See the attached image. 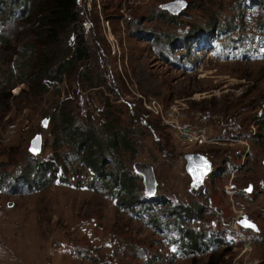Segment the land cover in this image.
<instances>
[{"label":"rangeland","instance_id":"obj_1","mask_svg":"<svg viewBox=\"0 0 264 264\" xmlns=\"http://www.w3.org/2000/svg\"><path fill=\"white\" fill-rule=\"evenodd\" d=\"M0 1L5 4L0 14V264H147L146 256L154 253L160 254L158 264H264V128L253 124L264 114V27L259 26L264 10L257 0H184L179 13L162 6L173 0H79L90 66L100 85L83 90L75 74L57 83L61 95L53 94L56 85L28 99L26 83L16 81L28 27L11 17L8 0ZM228 25L233 42L219 35L216 54L201 31L216 33ZM60 99L75 125L93 124L103 138L112 134L101 124L108 99L112 116L125 119L119 127L128 130L133 144L120 156L107 148L102 168L117 171L119 162L136 175L134 193L141 200L166 198L157 205L159 214L170 206L203 205L199 217L186 219L181 228L202 235L226 229L236 241L185 256L178 227L154 231L147 213L133 215L119 201L123 193L128 196L123 189L116 196L112 186H95L94 172L79 165L74 146L55 123ZM137 108L147 110L163 133L134 115ZM37 132L41 150L31 154ZM194 132L221 133L222 140L196 139ZM55 134L62 139L53 145ZM201 150L211 155V171L192 186L182 155ZM175 151L181 153L176 159ZM52 156L64 160L61 177L68 183L55 179L36 190L9 184L23 171L31 173L34 160ZM238 216L254 222L256 230L235 225ZM121 235L139 249L122 263L128 242ZM168 236L175 237V257ZM93 254L96 261L89 259Z\"/></svg>","mask_w":264,"mask_h":264},{"label":"trees","instance_id":"obj_2","mask_svg":"<svg viewBox=\"0 0 264 264\" xmlns=\"http://www.w3.org/2000/svg\"><path fill=\"white\" fill-rule=\"evenodd\" d=\"M256 2L264 10V0H257ZM6 4H9V13H11V17L18 16L21 18L23 22H26L28 27L27 30L29 31L27 39L23 41L25 42L24 48L16 60L19 69L16 81L19 83H26L25 98L28 99L31 95V97L38 96L39 94L42 95V93L49 90V86H56L58 82L66 77L68 80H71L72 76L75 74L80 78L79 83L83 90L91 92L100 85L98 80L96 81L94 67L90 66L91 58L89 56L90 53H88L90 49L83 30L84 27L82 24V12L80 11L79 0H8V3L6 2ZM4 5L5 4L0 1V14H4ZM82 6L84 7V5ZM84 9L85 8H83V10ZM259 26L264 27V18H261ZM232 29L233 28H230L229 25L222 26L216 34H212V36L219 37V35L225 34V39H228L231 44L233 42V38L230 36ZM207 32L208 34L213 33L203 29L201 31L202 38L207 39ZM65 38H68V41L72 43L67 44V41L64 40ZM211 41V45L215 48L216 40H214V37ZM189 44L190 43L187 45ZM218 50L219 49L215 48V53H218ZM80 61L83 62L86 67L84 70L79 68L78 63ZM117 89L119 90L118 87ZM55 93L61 95L59 86L57 89H54L53 94ZM91 98L93 99L94 96H91ZM104 98L105 97L102 95L99 96V99H102L100 101L103 103ZM54 100L55 97H53V101ZM106 100V108L101 110V114L104 116L101 124L103 129L112 133L108 138L100 136L96 132V128L93 124H89L86 128H79V126L75 125L74 114L66 109L64 105L65 102H63L64 100L60 99L61 102L55 104L56 111L54 114L55 119H57L55 123L59 126L60 131L65 134V137L67 138L66 141L74 146V153L78 154L77 161L80 162L79 165L86 166L94 172L93 182L95 186L98 184L97 187L103 186L107 189V185L112 186V189H109V191H115L116 196H119L118 194H120V191L122 192L123 189L128 196H125V193H123L122 198L118 197L120 199L119 201H123V204L128 208L127 210L129 212L132 211L133 215L147 213L154 231L157 230L163 232L165 229L172 230L174 226L178 227L177 232L179 233L178 237L180 240L178 246L181 248L182 254L185 256L190 254L193 255L195 252L208 253L209 245L213 246L211 251L219 249L221 246H227L228 243L222 236V231L213 230L210 234H207V231H205V234L202 235L198 230H193L192 228H189V226L181 228V224H183L186 219L199 217L203 205L194 202L189 205L182 204L175 205L174 207L170 206L159 214L157 205L159 203L160 205H164L166 203V198L160 197L159 202H155L153 199L146 202L141 200L134 193L136 175L130 174L128 170L123 169V166H121L119 162H117L115 166L117 171L112 172L102 168L105 155L108 153L106 152L107 148L110 149V152L117 153V155L120 156V151L130 150L131 145L133 144L130 141L128 130H123L121 129L122 127H119V125L124 123L123 120L125 119L119 114L112 116V110L109 111V101L108 99ZM146 111L143 110V108H137V111L133 114H141L142 117L140 116V118L145 124H154L158 135L159 133H163L162 125L159 122L158 124L154 118L153 121H151L152 115L150 116V114H148L149 112L147 111V113ZM88 113L89 112H87V114ZM144 114L148 115L143 117ZM87 116L90 117V115ZM256 119L258 122L254 121L253 124H258L260 128H264V114L257 115ZM253 131L254 136L259 135V127ZM160 137H162L161 134ZM60 139H62L60 134H55L53 145H56ZM202 152L209 157L211 156L207 151ZM177 153L179 152L175 151V158ZM34 161V168H32L31 173L30 171H23L21 176H14L9 184L14 187L25 185L28 190H36L42 188L47 182L55 179L68 183L69 180L67 178L61 177L63 174L61 165H65L63 163L64 160L62 161L60 158L57 160V157L52 156L46 160L36 159ZM30 174L33 176L35 175L36 177L31 178L29 176ZM89 186L92 187V184H89ZM169 215H174L175 218L172 220L165 219L166 217L168 218ZM119 229L124 230L123 226ZM121 236L123 240L128 242V244L125 245L127 248L122 250L120 256L122 263L123 261L125 262V257L131 259L134 251L139 249L136 248L135 240L131 241L124 237L125 235ZM168 240L173 247L171 256L175 257V248H178L175 237L168 236ZM87 250L93 249L88 246ZM115 253L119 256L117 249ZM95 256L96 255L93 254L89 259L96 261ZM159 258L160 254L158 253H154L151 256L149 254V256H146L145 263L158 264L159 262L157 261Z\"/></svg>","mask_w":264,"mask_h":264},{"label":"water","instance_id":"obj_3","mask_svg":"<svg viewBox=\"0 0 264 264\" xmlns=\"http://www.w3.org/2000/svg\"><path fill=\"white\" fill-rule=\"evenodd\" d=\"M185 3L186 2H184V0H173V1L165 2L164 4H162V6L168 8V10L171 13L172 12L179 13L180 9L183 6H185ZM45 119L46 118H43V121H45ZM40 150H41V135L40 133L37 132L30 141L29 151L31 152V154H37ZM184 157L186 159L185 170L190 176L191 184L196 186L204 180L205 176L210 171L211 163L201 152H196V153L186 152L184 154ZM205 161L207 162L206 168L204 167ZM245 221L247 223L254 225V227L251 228L254 229L256 228L255 223L245 217H241L239 223L245 226V224L243 223Z\"/></svg>","mask_w":264,"mask_h":264},{"label":"built area","instance_id":"obj_4","mask_svg":"<svg viewBox=\"0 0 264 264\" xmlns=\"http://www.w3.org/2000/svg\"><path fill=\"white\" fill-rule=\"evenodd\" d=\"M192 136H196L195 138L197 139V138H200V139H204V140H208V141H213V140H219L220 139V137H217V136H206L205 134H204V132H194L193 134H192ZM234 237V236H233ZM241 237H243V238H241ZM247 236L244 234V233H242L241 235H240V239L241 240H243V241H247V238H246ZM248 239H253V238H249L248 237Z\"/></svg>","mask_w":264,"mask_h":264},{"label":"flooded vegetation","instance_id":"obj_5","mask_svg":"<svg viewBox=\"0 0 264 264\" xmlns=\"http://www.w3.org/2000/svg\"><path fill=\"white\" fill-rule=\"evenodd\" d=\"M220 135H221V133H219ZM219 134H217L216 136L217 137H220V135ZM219 140H222L221 139V137H220V139ZM219 140H213V142H218ZM201 151H207V150H201ZM209 153V152H208ZM181 154H179V153H177L176 154V158H178L179 156H180ZM183 156V159H185V157H184V154L182 155ZM175 158V159H176ZM226 160V158L224 159V161ZM185 161H186V159H185ZM146 167L148 166V165H145ZM184 167H185V164H184ZM149 175H150V177L152 176V173H151V171L149 172ZM143 176H144V178H146V176L143 174ZM149 180H151V178L149 179ZM148 180V181H149ZM151 186V188L153 187L152 185H150Z\"/></svg>","mask_w":264,"mask_h":264},{"label":"snow or ice","instance_id":"obj_6","mask_svg":"<svg viewBox=\"0 0 264 264\" xmlns=\"http://www.w3.org/2000/svg\"><path fill=\"white\" fill-rule=\"evenodd\" d=\"M204 167L206 168L207 167V162L205 161V164H204ZM245 224V226L247 227H254V225L250 224V223H247L246 221L243 222Z\"/></svg>","mask_w":264,"mask_h":264},{"label":"bare ground","instance_id":"obj_7","mask_svg":"<svg viewBox=\"0 0 264 264\" xmlns=\"http://www.w3.org/2000/svg\"><path fill=\"white\" fill-rule=\"evenodd\" d=\"M241 238H243V237H241Z\"/></svg>","mask_w":264,"mask_h":264}]
</instances>
